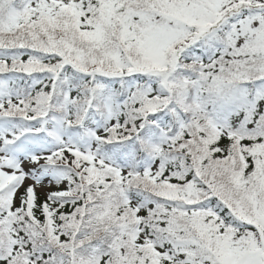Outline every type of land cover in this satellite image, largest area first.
Returning a JSON list of instances; mask_svg holds the SVG:
<instances>
[{"label":"snow or ice","instance_id":"snow-or-ice-1","mask_svg":"<svg viewBox=\"0 0 264 264\" xmlns=\"http://www.w3.org/2000/svg\"><path fill=\"white\" fill-rule=\"evenodd\" d=\"M0 264H264V0H0Z\"/></svg>","mask_w":264,"mask_h":264}]
</instances>
